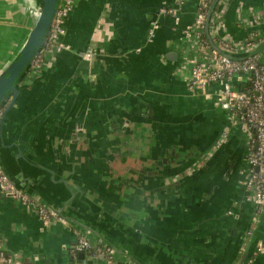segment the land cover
Masks as SVG:
<instances>
[{
	"label": "crops",
	"instance_id": "obj_1",
	"mask_svg": "<svg viewBox=\"0 0 264 264\" xmlns=\"http://www.w3.org/2000/svg\"><path fill=\"white\" fill-rule=\"evenodd\" d=\"M198 1L184 0L176 23L158 12L173 0H74L60 37L67 47L17 83L0 115L5 173L68 223H43L0 191L3 256L107 264L94 253L106 243L136 264H264V250L254 251L264 206L254 214L242 184L247 137L186 86L193 52L181 29ZM220 2L222 27L211 34L234 41L248 32L238 12L264 10V0ZM36 17L35 0H0V72ZM202 151L209 157L196 162ZM75 231L90 248L74 253Z\"/></svg>",
	"mask_w": 264,
	"mask_h": 264
},
{
	"label": "built area",
	"instance_id": "obj_2",
	"mask_svg": "<svg viewBox=\"0 0 264 264\" xmlns=\"http://www.w3.org/2000/svg\"><path fill=\"white\" fill-rule=\"evenodd\" d=\"M183 1L173 0L171 5L160 6L158 12L171 16L178 23V10ZM220 3V0H199L193 20L182 26L185 48L188 52H193L187 58L189 68L186 86L192 95L210 101L212 106L222 109L232 123H238L242 127L248 142L242 184L247 191V199L254 205V214L257 215L264 206V53L257 50L264 40V10L238 12V19L248 32L241 40L234 41L227 34L220 37L211 34L213 29L222 27L219 22ZM73 4L74 0H58L45 42L32 58L28 74L42 68L48 53L67 47L60 41V37L64 31V21ZM149 34H153V25ZM93 54L92 50H87L82 56L89 60ZM242 84L245 85L241 86ZM3 108L4 105L0 106V115ZM0 191L10 194L25 207L36 212L43 223L54 220L62 224L68 223L67 218L55 208L43 204L18 188L1 165ZM75 234L74 253L91 247L87 236L78 231ZM262 250L264 240L258 241L254 251ZM94 253L103 256L107 264H136L117 259L115 248L106 243L94 246ZM0 261L19 264L18 259L11 255L3 256L2 252Z\"/></svg>",
	"mask_w": 264,
	"mask_h": 264
},
{
	"label": "water",
	"instance_id": "obj_3",
	"mask_svg": "<svg viewBox=\"0 0 264 264\" xmlns=\"http://www.w3.org/2000/svg\"><path fill=\"white\" fill-rule=\"evenodd\" d=\"M35 1L37 4V17L35 22L25 42L21 46L18 55L0 72V106L6 103L7 105L5 106L12 105L18 91L17 83L23 80L24 76L28 74L32 58L41 50L58 3V0ZM209 16L207 17L206 27H208ZM263 46L264 40L257 47V50L262 54L264 53ZM243 85L245 84L241 86ZM56 210L59 212L58 209ZM80 257H82V254Z\"/></svg>",
	"mask_w": 264,
	"mask_h": 264
},
{
	"label": "flooded vegetation",
	"instance_id": "obj_4",
	"mask_svg": "<svg viewBox=\"0 0 264 264\" xmlns=\"http://www.w3.org/2000/svg\"><path fill=\"white\" fill-rule=\"evenodd\" d=\"M216 146V145H215ZM214 148V147H213ZM173 149H171V152H172ZM212 150V149H211ZM174 151V150H173ZM209 152H204L202 151L200 153V155L195 159L196 162H199V161H203L204 159H206L207 157H209ZM112 246V245H111ZM114 247V246H113Z\"/></svg>",
	"mask_w": 264,
	"mask_h": 264
},
{
	"label": "rangeland",
	"instance_id": "obj_5",
	"mask_svg": "<svg viewBox=\"0 0 264 264\" xmlns=\"http://www.w3.org/2000/svg\"><path fill=\"white\" fill-rule=\"evenodd\" d=\"M181 40H182V42L184 41L183 44L185 45V40H183L182 38H181Z\"/></svg>",
	"mask_w": 264,
	"mask_h": 264
},
{
	"label": "trees",
	"instance_id": "obj_6",
	"mask_svg": "<svg viewBox=\"0 0 264 264\" xmlns=\"http://www.w3.org/2000/svg\"><path fill=\"white\" fill-rule=\"evenodd\" d=\"M7 254V253H6ZM7 256V255H6Z\"/></svg>",
	"mask_w": 264,
	"mask_h": 264
}]
</instances>
